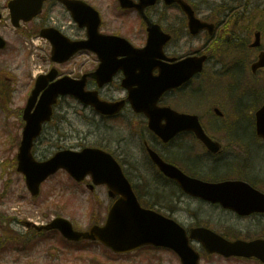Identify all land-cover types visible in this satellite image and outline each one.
Instances as JSON below:
<instances>
[{
  "label": "rangeland",
  "instance_id": "obj_1",
  "mask_svg": "<svg viewBox=\"0 0 264 264\" xmlns=\"http://www.w3.org/2000/svg\"><path fill=\"white\" fill-rule=\"evenodd\" d=\"M88 1L100 9L102 13L110 12L108 21L113 19L112 15L119 13L120 8L116 0ZM197 3L202 8L208 9L207 3L203 4L199 0L196 1ZM158 9L169 8L160 6ZM0 13L3 15L0 21V34L8 42L7 49L0 52V77L3 79H6L7 76L10 77L7 80L10 83V105L6 107L0 104V215L13 219V221H5L3 225L6 224L7 230L13 228L27 235L28 231L20 220L28 219L38 223H46L56 216H64L72 220L77 228L86 229L95 219H100L102 216L105 209L104 204L108 201L105 186H99L94 192H91L83 183L73 185V180L69 174L65 171H59L43 183L41 195L33 198L28 191L24 176L16 170V162L13 163L18 152L19 137H21L23 129L20 122L21 113L33 89L36 74L38 71L46 69L49 64L50 49L46 41L39 39V36L26 38L22 35L25 30H17L13 27L9 19L7 0H0ZM127 17L125 22L119 18L120 30L115 27L109 30L122 33L133 42H145V38L135 39L137 35L131 33L134 28V32L139 33L140 28L136 14L131 13ZM38 41L42 45L36 49L34 46ZM197 42H200L199 39H191L190 45L197 44ZM191 49L193 48L184 49L183 52H192ZM232 50H213L206 72L214 70L221 74L232 73L228 76H219L214 72L207 73L205 77L201 75L197 79L198 81L201 80L200 85L195 83L192 89L183 94L184 105L189 107V109L183 110L196 112L191 109H204L210 102L217 100L212 104L221 103L228 111V113L225 112L223 121L227 122L228 117L229 121L225 125V133L223 134L233 139L237 144L234 154L228 152L229 157L235 158L230 161L228 166H221L212 173L206 169L205 174L214 177L240 174L254 183L264 185V143L255 134L253 127L255 108H251L264 102V71L257 77H252L255 81L254 88L256 90L254 91L251 80L246 73V70L250 73V66L246 64L245 70L243 59L240 63L241 67L234 63ZM238 51L247 57L248 62L252 61L256 54L253 50ZM80 58L82 60H79ZM74 60H76L77 65H75ZM74 60L63 66L61 70L71 75L73 69L79 68L80 64L88 69L92 63V57L86 54ZM121 90L117 85H112L109 90H104L103 93L117 98ZM249 108L251 109L249 110ZM55 112L53 121L46 125L37 142L36 156L38 159L48 158L55 150L61 148L81 149L87 145L102 144L120 153L119 156L127 161V170L134 179L142 175L145 170H142L144 165L139 166L141 171L138 170L135 167V160H144L145 152L138 136L141 134L139 129H133L128 124L132 118L129 110L123 112L120 120L118 118L106 119L94 109L84 106L69 96L60 101ZM210 114L208 110L202 111V119L207 118L206 125L214 136L225 138L222 133L214 131V128L223 125L222 121L209 116ZM224 140L226 148L231 145L229 140ZM239 146L241 151L237 155ZM230 149H233L232 146ZM177 201L180 202V205L179 210L174 213L175 217L187 227L195 222L190 213L192 210L197 211L200 218L208 221L209 225L219 233L224 234L228 228L231 231L235 229L242 235L248 236L250 233L251 219L249 218L238 217L221 208H218L217 212L207 206L203 209L199 206L197 199L186 196H181ZM166 211L168 214L172 212L168 208ZM263 231L264 229H262ZM2 234L3 231L0 228V264H180L178 259L167 251L145 250L126 257H112L109 251L97 242H91L88 245L82 244L81 248L85 250H75L74 246L64 245L65 241L59 235H45V239L42 240L43 237L31 233L27 237H29L30 242H36L37 248L27 255L17 250L16 247L7 248V244L1 239ZM195 244L198 248L201 247L200 242ZM18 246L20 247V244ZM50 251L60 256L55 258L50 255ZM81 254L82 258H80ZM63 255H67V258ZM201 264L258 263L209 255V258L201 259Z\"/></svg>",
  "mask_w": 264,
  "mask_h": 264
},
{
  "label": "water",
  "instance_id": "obj_2",
  "mask_svg": "<svg viewBox=\"0 0 264 264\" xmlns=\"http://www.w3.org/2000/svg\"><path fill=\"white\" fill-rule=\"evenodd\" d=\"M43 0H16L13 4L14 21L20 16H29L24 14L26 11L37 12L41 10ZM122 7H136L143 10L146 6L153 4L156 0H140L135 3L133 0H118ZM172 0H168L171 2ZM183 9L190 18L191 30L197 33L203 26L201 21L195 16L192 7L183 0H178ZM94 15L99 14L93 9ZM149 38L146 47L137 49L124 38L121 41L125 44L122 50H125L128 58L122 64L136 62L139 67L149 66L150 61L161 53L162 45L167 42L169 36L161 31L158 24L149 22ZM112 37V36H110ZM110 42L111 39H106ZM257 39L254 45H258ZM6 42L0 36V48L5 47ZM76 42H70L69 45H62L56 42L53 48V59L63 61L80 47H71ZM95 50L99 53L102 60L101 67L93 74L101 77L98 80L102 85L109 81L113 71L119 64H112L108 59V54L104 49ZM161 56V55H160ZM207 55L191 56L185 59L183 67H177L172 70L168 76L160 80L156 86L159 87L166 81L179 74L185 73V76H192L201 71ZM111 68L107 71V68ZM264 67V51L259 55L258 61L253 63L252 69ZM56 70L53 69L48 75H40L36 86L29 98L28 104L24 109L23 118L26 121L23 130V139L18 153V171L26 176V181L33 195L37 196L40 192L41 183L50 175L56 173L59 169H66L74 178L82 180L88 174L93 178L95 184H107L111 195H121L111 208L107 223L101 227L95 225L88 231H79L73 227L70 220L57 217L47 225L35 226L37 230L59 229L63 235L72 240L81 238L100 239L117 252H126L136 249L144 244L153 243L165 245L175 249L181 256L183 264H199V254L189 245V238L185 230L174 220L156 214L150 210H143L134 193L128 179L124 176L121 168L113 156L104 150L93 147H86L80 151L66 149L60 150L54 156L45 161H38L32 153L34 139L40 134L43 123L50 121L53 114V105L57 103L60 95L73 94L85 103L92 104L96 110L102 114H115L124 106L125 100L117 102H108L101 100L97 91H86V76L81 80H75L69 76H64L48 83L54 79ZM139 84L137 90L131 91L130 99L137 111H144L149 120V126L163 138L171 136L170 125H162L160 121L161 111L156 106L157 96L154 94L151 76H143L136 81ZM165 87L172 86L166 83ZM165 87H162L163 90ZM40 98H38L40 92ZM165 110V109H164ZM168 110V109H166ZM218 113L220 111L216 109ZM173 115L170 120H174L178 126L175 129L193 130L198 138L213 151H218L220 145L210 138L199 123L198 116L193 114H179L175 111L170 112ZM256 129L259 136L264 138V104L256 111ZM166 131L167 135L163 133ZM170 134V135H169ZM152 158L163 168V170L176 177L185 179L184 186L187 191L194 195L201 196L207 200L220 202L224 207L236 210L240 214H250L254 211H264V193L255 189L250 184L242 180H228L223 182H205L199 179H192L184 176L174 168L164 165L156 152L150 150ZM174 169L176 174H172ZM189 186V188H188ZM93 185L91 186V189ZM31 224V223H30ZM29 224V225H30ZM191 238H198L204 243L209 252H219L225 256H257L264 261V239L247 242L243 240L230 241L218 235L217 233L204 228L192 229Z\"/></svg>",
  "mask_w": 264,
  "mask_h": 264
},
{
  "label": "flooded vegetation",
  "instance_id": "obj_3",
  "mask_svg": "<svg viewBox=\"0 0 264 264\" xmlns=\"http://www.w3.org/2000/svg\"><path fill=\"white\" fill-rule=\"evenodd\" d=\"M83 1L93 6V4H91L88 0ZM189 1H192V3L196 6L195 12L202 22L210 24L199 30V32L196 34L191 32L188 14L181 9L178 3L168 6L165 5L161 0L153 6H148L144 10L149 20L153 23L159 24L163 32L168 34L171 39L163 49V56L156 58L151 65L150 73L153 78L159 76L164 68L162 65L158 64V62H162L164 64H174L186 56L193 54L200 55L205 53H207L211 59L213 50L215 49H243L253 51L264 49V0H199L203 4L207 3L208 9L202 8V6L198 3L196 4L197 0ZM160 6L169 7V9H158ZM75 8V15L77 18L79 17L80 20H82L83 18L88 17L90 20L81 24V22L79 23L78 20L75 21L73 19L72 12L68 10L60 0H45L41 13L32 20L23 22L20 29L27 31L29 35H35L37 33L45 35L46 39L44 38V40L47 42L46 44L50 48L52 47L51 45L53 38L58 32L59 36L55 37V40H65L66 38H63L62 35L74 41L87 40L89 38V29L93 28L96 18L93 17L92 14L86 13L87 9L86 7H83V5L80 6L76 4ZM99 11L101 13V22L99 25L100 32L104 34H114L120 36L125 35L119 32H111L109 29L115 27L117 30H120L121 22L119 18H122V22H125V20L128 18L127 15H130L131 13L136 14L139 23L140 34L134 32L135 28L131 33L137 35L135 39L145 38V42H130L135 47H143L145 45L147 40L148 24L143 13L135 9L122 10L119 11L117 15H112L113 19L108 21L107 18L110 12L102 13L100 9ZM115 24H117V26H115ZM257 37L260 40L259 47L254 46V42ZM132 38L134 39V37ZM191 39H199L200 42L190 45ZM118 44H120V42L116 41L112 46L116 47ZM88 45V48L77 52L70 60L64 63H53L50 56L48 55L49 64L46 69H43V71L47 73L48 68L54 66L58 69V76L65 75L66 72L62 71L61 68L71 63V61H73L75 58L86 54L92 57L90 68L85 69L82 64H80L79 68L73 69L71 76L80 78L83 74L93 72L97 69L100 62L97 54L92 51L95 43L89 42ZM190 47L193 48L191 49L192 54L191 52H183L184 49H189ZM120 51L121 50L118 49V59L121 61L126 58V54ZM79 60L82 59L80 58ZM75 61L76 60H74V62ZM75 65H77L76 62ZM127 71L130 73L132 80H135L141 69L136 66L129 67L127 69L123 68V65L118 66L117 70H115L113 73L111 82H108L102 87L98 88L100 95L107 100L113 101L119 98H126L129 95V87L124 86V80ZM199 77L200 74H197L184 82L181 86L175 89L164 91L158 99L157 105L159 107L169 106L178 111L185 112L183 109H185L187 106L184 105L182 99L183 94L192 89L195 83H197L198 86L200 85L201 80H197ZM88 78L89 80L87 87L89 89L97 88V82L91 77ZM112 85H117L122 89L119 97L117 98L110 97L109 95L103 93L104 90H109ZM131 87H136V84H131ZM124 109L131 110L133 112L130 102L126 104ZM161 120L166 122L167 119L163 117ZM142 121H144L142 124L145 128V133L138 134V136L142 141L145 158H147L144 160L146 167H143L146 172L149 170V167L157 168V165L154 163L148 153V146L153 148L163 160L177 166L186 174L196 178H202L201 176L214 177L212 175L205 174L204 171L208 169L212 173L221 166L229 165L230 161H232V157L222 156L225 152V145H222L223 152L221 154H212L208 151L206 146L194 136L192 132L184 131L178 133L175 137H172L168 141H163L158 135L149 130L146 118H143ZM139 122L141 121L136 123ZM113 152L120 159V164L123 166L126 173L127 161L120 158V153L115 151ZM228 152L234 153L233 149H229ZM135 161V167L141 171L139 166H142L143 160ZM165 178H167L165 186L158 182H152L151 184L149 183L146 189L150 188L156 190L144 192V197L157 205L161 204L163 200L169 201L167 203L168 209H179L180 202H174V200H176L174 192L165 190V193H161L157 191V189H181L177 181L167 176ZM114 200L115 198L112 199V202ZM112 202L108 200L107 203L104 204L105 207H109ZM214 205L217 206V204ZM248 217L251 219L250 230L252 232L249 235V240L260 238L259 236H256V232L254 231L264 229V214L254 213ZM8 219L9 218H6V221H8ZM199 249H201V247ZM249 261L260 264V262L255 258H251Z\"/></svg>",
  "mask_w": 264,
  "mask_h": 264
},
{
  "label": "trees",
  "instance_id": "obj_4",
  "mask_svg": "<svg viewBox=\"0 0 264 264\" xmlns=\"http://www.w3.org/2000/svg\"><path fill=\"white\" fill-rule=\"evenodd\" d=\"M70 245H74V244L71 243Z\"/></svg>",
  "mask_w": 264,
  "mask_h": 264
}]
</instances>
